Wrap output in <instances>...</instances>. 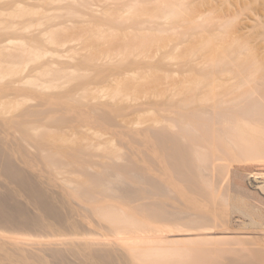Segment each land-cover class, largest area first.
Returning a JSON list of instances; mask_svg holds the SVG:
<instances>
[{"label": "rangeland", "instance_id": "374dc122", "mask_svg": "<svg viewBox=\"0 0 264 264\" xmlns=\"http://www.w3.org/2000/svg\"><path fill=\"white\" fill-rule=\"evenodd\" d=\"M1 39L11 41L8 51H32L13 60L7 51L0 52V116L37 107L49 117L27 126L30 138L20 127L0 121V144L11 151L23 147L17 151L23 160L16 150L11 158L39 193L29 192V184L28 190L21 187L0 168V196L11 193L10 204L23 206L39 228L27 229L38 237L13 235L11 226L2 228L0 222V263L228 264L241 255L246 264H264V234L251 227L256 222L251 217L235 212L229 223L234 233L228 239L173 242L178 236L169 235L161 217L150 219V213L135 210L141 201H124L118 195L102 196L107 198L102 203L83 199L77 189L87 176L77 164L70 165L74 156L64 151L87 149L94 172H102L106 161L123 166L131 160L162 180L161 156L149 148L147 130L161 120L163 100L170 91L239 86L232 83L243 75L246 54L253 51L256 60L262 53L264 0H0ZM31 68L36 71L27 78ZM94 108L111 123L100 121ZM11 140H23L33 151L28 154L24 144L12 150L5 145ZM32 145L50 146L53 152L58 148L66 164L50 165ZM245 185L258 199L253 201L256 210L264 212L259 201L264 200V170L248 173ZM154 197L146 202L163 203L161 196ZM101 205L108 209L93 212ZM109 212L128 220L114 221ZM11 239L40 247L63 241L68 250L61 257L41 250L31 254L10 248L6 241ZM177 249L189 252H184L187 257L181 254L182 261Z\"/></svg>", "mask_w": 264, "mask_h": 264}, {"label": "bare ground", "instance_id": "6f19581e", "mask_svg": "<svg viewBox=\"0 0 264 264\" xmlns=\"http://www.w3.org/2000/svg\"><path fill=\"white\" fill-rule=\"evenodd\" d=\"M146 30H152V28ZM153 30L156 29L153 28ZM10 42V40L1 39L0 52L7 51L5 55L11 60L26 58L28 53L32 51L28 47H24L20 51H8L6 49ZM252 52L249 51L245 56L242 79H237L240 77L239 75L233 79L234 81L232 80V85L234 83H236V86L239 85L233 89L210 92L178 90L176 92L170 91L169 95L166 94L167 97L165 95L166 98L160 108L162 110L161 122L157 121L158 124L150 125L152 126L151 130H147L148 139L151 140L148 141L152 143V145L150 144L152 148H149L152 149V152L157 153L156 155L160 154L159 156H161L162 180L160 178V181L155 179L156 175L152 177L151 173L149 174L140 166L137 167L138 165L135 163L131 164V160H128V165H125L126 160L123 166L112 165L111 161L108 164V161H106L107 164H101L104 167L102 172H94L91 170V166L94 165L95 167L96 164L93 162V165L90 164V159L87 158L89 155H86L90 152L85 151L87 149L76 147L65 150V148V153L74 156L72 160L75 161L70 165L77 164L87 176V180L81 185L82 187L80 186L77 189L78 191L76 190L78 194L88 202L100 201L102 203L106 198L102 196L107 195V198L117 197L118 195V198L125 199L124 201L130 200L132 203L141 201V206L138 205L135 210L140 209L138 211L143 214H145L144 212L150 213L149 215L146 214L150 219H152V216L156 219L161 217L166 223V231L169 235L178 236V239L173 242L228 239L230 238L229 234L234 233L229 228V223L235 212L254 219L256 222L253 220L255 223L252 222L251 227L264 234V212L256 210L253 201L258 199L249 193L245 185L248 173L252 174L259 168L264 170V45L262 46L261 55L256 60L253 59ZM35 71L36 68H31L27 78H31V74ZM239 80H241V83ZM115 81L116 79L113 78L110 84H114ZM19 83H23V80ZM239 87L242 89L238 90ZM236 88L237 90H235ZM10 96L7 95L4 98ZM36 109L37 107H30L17 115L0 116V121L10 126L20 127L23 131H21L22 135L25 138L27 136L30 138V131L27 126L49 117V115L47 116V110ZM94 109L92 112L100 118V121L111 123L112 119H108L107 115H98L99 113ZM155 125H158L160 129L157 126L154 129ZM8 144L11 147L14 145L23 146V144L25 148L27 146L23 140H11L5 145L8 146ZM44 146L34 148V145H32V148L41 151L39 156H43L45 162L50 165L59 167L66 164L64 163L65 160L59 157L58 148H54L55 152H53V147ZM20 148L22 150L23 147ZM28 148L30 147L27 146L26 151H29L28 154H30L33 150ZM6 149L0 144V168L7 172L6 175L9 174L11 178H14L13 180H16V183L21 182V187L25 185L26 190H28L32 184H29V179L27 180L29 183H27V178L21 175V172H18L19 167L16 168L14 159H12L14 156L11 158L16 148L14 151H11L10 146ZM21 150L18 151L17 148L15 152L18 158L21 155L17 151L21 152ZM17 156L15 155V157ZM153 156H151L152 160ZM20 158L23 160L24 157L21 156ZM249 160L254 162L253 165L251 163V165L247 164ZM151 163L152 165H160L155 161ZM260 174L255 173V176ZM19 178L24 180L18 181ZM28 184L31 186L28 187ZM33 188L37 190L35 187ZM33 188L31 187L29 192L32 193ZM7 195L5 193L4 196H0V222L3 225L2 228L7 227L9 224L13 231L11 232L8 229L7 231L13 235L14 233L18 234V232L28 234L27 229L29 231V228L34 225L37 229L35 232L38 231L39 228L34 219H31L32 216L28 214L23 206L11 205L9 202L11 193ZM154 196L156 198L161 196L164 200L163 203L158 205L156 201L146 202V200H151L152 197L155 199ZM101 198L104 200H101ZM12 201L15 202L14 199ZM259 201L264 203L262 199ZM102 206L99 209L94 206L93 212H102L108 209L107 205H104L105 208H102ZM109 213L107 215L112 216L109 218L114 221L122 222V220H125L126 222L128 220L127 218L121 219V214L116 216L114 213ZM131 219L129 218V221ZM133 220L132 225L135 223ZM32 231L34 232V230ZM22 233L19 235H23ZM29 234L32 235V233ZM39 234L42 236L41 232ZM45 235V237L51 236L49 234ZM6 242L13 249L20 248L22 251L31 254L41 250V252H47L54 257H61L68 250V244L63 241L51 242L43 247L27 244L16 239ZM176 251L180 260L181 254L185 256L189 253L182 249ZM184 252H187V254ZM243 258L238 255L233 257L228 264H246Z\"/></svg>", "mask_w": 264, "mask_h": 264}]
</instances>
